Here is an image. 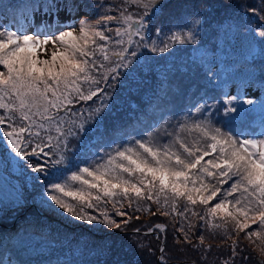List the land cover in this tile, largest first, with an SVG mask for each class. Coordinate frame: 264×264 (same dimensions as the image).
<instances>
[{
  "label": "snow or ice",
  "instance_id": "snow-or-ice-1",
  "mask_svg": "<svg viewBox=\"0 0 264 264\" xmlns=\"http://www.w3.org/2000/svg\"><path fill=\"white\" fill-rule=\"evenodd\" d=\"M165 3L96 0L94 7L99 11L93 19L80 20L78 27L67 24L65 29L59 13L65 11L71 17L78 8L71 0L59 6L56 0H46L42 5H25L23 23L17 22L15 29L0 26V140L6 153L0 158V169L11 165L13 171H23L26 166L36 173L26 177L40 188L33 199L69 224L121 230L122 223L110 215L108 206L116 216L128 217L123 221L126 225L133 219L122 210L127 204L136 212L180 218L177 231L183 237L176 242L192 244L190 233L197 227L194 220H199L202 234L193 248L205 246L203 230L213 236L219 232L233 241L229 246L232 255L223 262L231 264L239 254L236 241L241 233L264 252V131L255 134L231 127L234 122L247 125L256 114L264 127V100L233 97L220 108L204 102L195 107L198 117L189 114L183 123L178 122L167 142L149 135L106 149L99 159L97 152L91 162L77 163L68 156L70 140H79L85 123L106 105L102 102L79 122L83 113L73 109L103 92L100 85L111 87L109 77L118 79L119 69L129 68L140 49L163 54L175 45H198L202 22L198 13H181L167 31L149 27L162 15ZM247 11L264 21V0L259 8ZM37 13L52 17L51 23L44 20L36 25ZM28 27L35 31L29 33ZM229 27L239 35L237 26ZM244 41L248 49L245 60H255L257 55L264 59V28H248ZM208 71L212 72L211 66ZM108 98L105 94V100ZM214 111L226 119L218 121ZM91 151V146L83 150L85 155ZM13 187L11 210L22 212L28 207L27 198L20 194L19 186ZM151 204L157 206L155 211ZM155 228L165 231L163 224ZM210 248L206 245L205 251ZM159 251L163 254L166 249ZM159 264H166L163 255Z\"/></svg>",
  "mask_w": 264,
  "mask_h": 264
},
{
  "label": "rangeland",
  "instance_id": "rangeland-1",
  "mask_svg": "<svg viewBox=\"0 0 264 264\" xmlns=\"http://www.w3.org/2000/svg\"><path fill=\"white\" fill-rule=\"evenodd\" d=\"M170 1L166 0L162 15L150 22L149 27L151 29L163 28L167 31L169 24L176 17H179L182 10L176 12L175 9L178 7V3L184 4L186 0H175L174 3ZM187 1H189L191 8L187 13H198L201 17L200 30L207 22H211L215 24L212 26L218 32L217 36L208 32L203 41H200L198 36V45L196 46L175 45L169 52L163 54L140 49L138 57L129 68L119 69L118 79L111 80L109 77L111 87L100 85L104 89L103 92L93 97L91 101L79 102L73 109L77 113H83L79 116V122L86 120L88 115L100 107L102 102L106 105L99 115H94L91 120L85 123V131L79 140L74 138L70 140L69 147L72 151L68 153V156L71 159L77 163L81 160L91 162L92 157L96 156L97 152L99 155L96 156V159H99L106 149L122 147L134 143L136 139H147L149 135L161 143L171 139L168 133H173L178 127V122L183 123L192 110L183 107L181 102L183 97L193 91L190 90L191 88H186L188 86L196 87V83L194 78L184 76L183 73L190 72L195 78H199L201 74L210 75L212 87L215 86L216 90L223 88L227 91L225 94L228 96L226 97H222V93L220 94L219 99L222 98V100L206 101L213 108L226 106L223 103L224 98H226L225 102L233 97L239 100L241 96L257 102L264 100V87H262L264 85V59L257 55L255 60H245L248 49L244 41L245 35L248 34V28H264V21L247 11L253 4L258 5L257 8H259L261 0L259 2L254 0H220L221 3L216 6H212L210 2L202 3L199 0ZM45 2L46 0H0V26L15 29L18 26L17 22L23 23L21 14L25 5L34 3L42 5ZM56 2L59 6L66 0H56ZM102 2L107 3L108 0H102ZM113 2L118 4L120 0H113ZM71 3L78 8L74 15L69 17L65 11L59 13L61 24L65 29L67 24H74L78 27L80 20H91L99 11L94 7L96 0H71ZM226 3L230 4V10L226 8ZM14 19L15 24L8 22ZM44 20L51 23L52 17L42 13L36 14V25L41 24ZM230 25H235L240 29L239 35L233 33ZM27 30L32 33L35 28L28 27ZM56 30L61 29L57 28ZM150 35H154V31ZM47 47L51 50L52 45ZM256 47L258 50V45ZM42 58L44 57L42 56ZM209 66L212 68L211 73L208 71ZM0 70H3L2 66H0ZM169 74L175 78V81L182 78L179 82L177 81L172 91L167 87L170 82ZM236 88L243 89V92L238 93ZM105 94L109 97L107 100H105ZM160 95H165L166 100L170 102V110L166 109L165 104L159 102ZM187 106H192V104L189 103ZM145 109L150 111L151 117L154 119L156 116L152 113L153 111L160 114V117L156 118V128L146 131V127L150 126V121L140 119L135 122L136 128L130 132L123 129L128 124V115L131 114L135 118ZM177 111H180L181 114L177 115ZM196 114L191 115L195 118ZM213 115L218 121L219 116H221L222 121L220 122L226 119L222 115H217L215 111ZM142 123L144 125H141ZM231 127L234 130L255 134L264 131L258 114L254 115L247 125L234 122ZM88 146H91L92 151L85 155L83 150ZM4 155L6 153L3 141L0 140V158ZM31 159L33 163H36L35 158ZM81 166L84 165L81 164ZM32 175L37 174L32 173L26 166L23 171H13L11 165L8 166L7 170L0 169V177H3L0 178V249H5L8 245L13 246L12 249L0 253V258L4 255L7 262L12 261L15 264H20V262L23 264H98L99 259L100 261L103 260L102 257L107 259L112 256V253H116V256L121 259L133 261L155 251L153 238L149 239L137 234H123L127 231L129 224L151 216L150 213L136 212L134 207L128 208L125 204V208L122 210L133 217L125 225L123 221L127 220L128 217L116 216L111 205H109L110 215L117 222L122 223L121 230H110L103 226L97 230L80 223L69 224L59 213L43 210L33 199L40 188L34 187L27 180L26 177ZM14 185L19 186L20 194L27 198L28 207L22 212L11 210L15 196ZM156 207L155 204H151L153 211ZM89 212L92 210L90 209ZM135 216H139L140 219H135ZM172 221L175 225V231H177L181 226V220L177 218L176 220L172 219ZM194 222L197 227L192 230L190 235L198 245L197 237L202 234L199 225L202 222L199 220H194ZM166 228L165 226V230ZM154 229H156L155 226ZM156 230L157 232L153 231L152 234L156 237L159 236V233L165 232ZM177 234L183 237V233L177 231ZM203 235L205 246L211 245V248L205 251V246H200L198 250H203L204 256L212 260L213 264H223L232 255L229 246L233 241L225 240L219 232L213 236L212 232L203 230ZM241 240L244 241V238L239 236L236 241L240 245L237 248V253H239L237 256L243 253L242 251L245 249ZM141 244L144 247H140ZM235 258L231 260V264Z\"/></svg>",
  "mask_w": 264,
  "mask_h": 264
},
{
  "label": "trees",
  "instance_id": "trees-1",
  "mask_svg": "<svg viewBox=\"0 0 264 264\" xmlns=\"http://www.w3.org/2000/svg\"><path fill=\"white\" fill-rule=\"evenodd\" d=\"M172 1L173 3L175 2V0H171L170 2ZM199 1L202 3L210 2L212 6H216L221 3L220 0H199ZM254 1L259 2L260 0H254ZM225 6L226 8H228V10H230L229 3H226ZM251 6L256 7V8L258 7V5L256 4H253ZM190 9H191L190 3L189 1L186 0L184 4L178 3V7L175 9V11L179 12L180 10H182L181 13H183V12H187ZM8 22L9 23L12 22L13 24H15V19L10 20ZM212 25H215V24L211 22L210 23L207 22V24H205V26L200 30L202 31L199 33L200 41H203L205 39V34L208 32H212L213 35L217 36L218 32L215 31V28ZM177 71H180V70H177ZM183 74L184 76H189L192 79L194 78V81L196 83V87L188 86L186 88V89L191 88L190 90H193V91H190L188 95L183 97V101L181 102L183 107L192 109L190 110L191 112L190 114L192 115L196 114L195 107L197 105H200L212 99L217 101L221 93H222L221 94L222 97L228 96L227 94H225L227 91H225L223 88H219V90H216L215 86L212 87V78L210 75L201 74L199 78H195L194 75L190 72L183 73ZM168 76L170 78V82H169V85H167V87L169 90L172 91L174 90V86L175 84H177V81L179 82L182 78L175 81V78L174 77L172 78L170 74ZM236 90L238 93L243 92V89H240V88H236ZM225 99L226 98L223 99L224 104H225ZM219 100H222V98H220ZM159 102L165 104L164 106L166 107V109L168 110L171 109L170 102L166 100L165 95L159 96ZM189 103H191L192 106L188 107L187 105ZM152 113L154 114V116H156V118L160 117L159 113H156L154 111ZM176 114L177 115L181 114V112L177 111ZM136 117L135 119L131 114L128 115V122H127L128 124L124 126L123 129L130 132L132 129L136 128L135 122H138V120L140 119L150 121V126L146 127L145 129L146 131L152 128H156L157 126L156 118L154 119L151 117V113L150 111H148V109H145L143 113L137 114ZM196 117H198V114H196ZM219 121H222L221 116H219ZM141 125H144V124L142 123ZM156 224L165 225L167 227L165 232L159 233L158 237L152 234L151 235L146 234L147 232H149L150 228L152 229V231L157 232V230L154 229V226ZM137 228L140 229L139 232L135 231V229ZM123 234H126V235L137 234L141 236H146V238H149V239L153 238V244L155 245V249H154L155 251L150 255L145 254V256H143L141 259L133 260V261L127 260L125 258L121 259L116 256V253L114 254L112 253V256L107 259L104 257H102L103 260L101 261L99 259L98 264H159L158 256L161 253L159 251L161 247H164L166 249V251L163 254L161 253V255L164 256L166 264H213L212 260H209L204 256L205 254L203 250L201 249L198 250V249L193 248V245H196L197 243L196 241L192 240V244L176 242L177 239H182V236L177 234V231H175V225L169 216H164L160 213H157L156 215L147 216L144 219H141L140 221H134L133 224H129L127 231L123 232ZM240 237L244 238V234L241 233ZM241 242H243L245 249L242 251L243 253H241L239 256L235 258L232 264H260L261 261H264V252H261L258 247L250 243L247 239H244V241L241 240ZM256 244L258 245L260 244V242L256 241ZM12 247H13L12 245L10 246L8 245L5 249H0V253H4L5 250L8 251L9 249H12ZM9 263L15 264L12 261L7 262L6 259H4V255L0 258V264H9ZM20 264H23V263L20 262Z\"/></svg>",
  "mask_w": 264,
  "mask_h": 264
},
{
  "label": "water",
  "instance_id": "water-1",
  "mask_svg": "<svg viewBox=\"0 0 264 264\" xmlns=\"http://www.w3.org/2000/svg\"><path fill=\"white\" fill-rule=\"evenodd\" d=\"M146 234L151 235V234H153V231H151V232H147ZM160 256H161V253H160L159 256H158V261H159Z\"/></svg>",
  "mask_w": 264,
  "mask_h": 264
}]
</instances>
